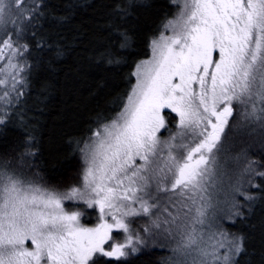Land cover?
Segmentation results:
<instances>
[{
  "label": "snow or ice",
  "instance_id": "snow-or-ice-1",
  "mask_svg": "<svg viewBox=\"0 0 264 264\" xmlns=\"http://www.w3.org/2000/svg\"><path fill=\"white\" fill-rule=\"evenodd\" d=\"M0 264H264V0H0Z\"/></svg>",
  "mask_w": 264,
  "mask_h": 264
},
{
  "label": "trees",
  "instance_id": "trees-1",
  "mask_svg": "<svg viewBox=\"0 0 264 264\" xmlns=\"http://www.w3.org/2000/svg\"><path fill=\"white\" fill-rule=\"evenodd\" d=\"M84 3H90L93 5V7H95V4L98 2V0H83ZM164 2H168V0H164ZM176 8L173 7L171 9V13L174 15L176 13ZM165 11H168V9H165ZM93 15V8H85L82 9V16L78 18L77 22H79L80 19H83L85 21H87L89 19V17H91ZM163 15V13H162ZM81 89V94L86 96L87 95V91H86V85L85 86H79ZM69 103L72 102V97H69L68 100ZM61 103H62V97L57 94V96L54 98L53 100V107L51 109V111L47 114H45L44 117H42L43 123H44V128L48 129V128H52V127H58L59 126V121L56 120V116L60 110L61 107Z\"/></svg>",
  "mask_w": 264,
  "mask_h": 264
},
{
  "label": "rangeland",
  "instance_id": "rangeland-1",
  "mask_svg": "<svg viewBox=\"0 0 264 264\" xmlns=\"http://www.w3.org/2000/svg\"><path fill=\"white\" fill-rule=\"evenodd\" d=\"M178 11V9L176 10V12Z\"/></svg>",
  "mask_w": 264,
  "mask_h": 264
}]
</instances>
